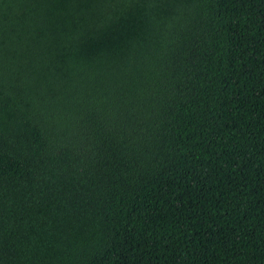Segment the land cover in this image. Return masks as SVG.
Listing matches in <instances>:
<instances>
[{"label": "trees", "instance_id": "1", "mask_svg": "<svg viewBox=\"0 0 264 264\" xmlns=\"http://www.w3.org/2000/svg\"><path fill=\"white\" fill-rule=\"evenodd\" d=\"M0 264H264V0H0Z\"/></svg>", "mask_w": 264, "mask_h": 264}]
</instances>
